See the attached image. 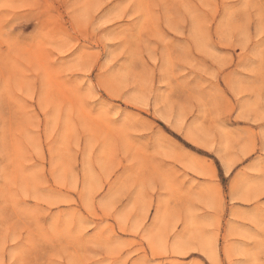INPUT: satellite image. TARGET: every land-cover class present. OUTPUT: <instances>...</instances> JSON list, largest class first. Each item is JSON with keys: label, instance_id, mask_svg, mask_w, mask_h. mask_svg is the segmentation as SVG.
I'll list each match as a JSON object with an SVG mask.
<instances>
[{"label": "rangeland", "instance_id": "374dc122", "mask_svg": "<svg viewBox=\"0 0 264 264\" xmlns=\"http://www.w3.org/2000/svg\"><path fill=\"white\" fill-rule=\"evenodd\" d=\"M0 264H264V0H0Z\"/></svg>", "mask_w": 264, "mask_h": 264}]
</instances>
